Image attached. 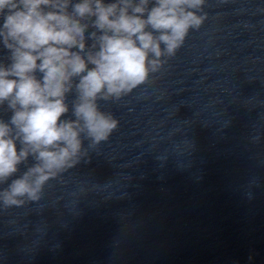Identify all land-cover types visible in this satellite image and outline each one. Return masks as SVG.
Here are the masks:
<instances>
[{
	"label": "clouds",
	"instance_id": "clouds-1",
	"mask_svg": "<svg viewBox=\"0 0 264 264\" xmlns=\"http://www.w3.org/2000/svg\"><path fill=\"white\" fill-rule=\"evenodd\" d=\"M204 4L0 0V48L7 53L0 60V108L10 113L0 118V184L26 166L0 189V205L40 200L50 179L88 156L82 138L89 147L108 140L119 122L98 102L119 100L158 72L162 58L200 28Z\"/></svg>",
	"mask_w": 264,
	"mask_h": 264
}]
</instances>
